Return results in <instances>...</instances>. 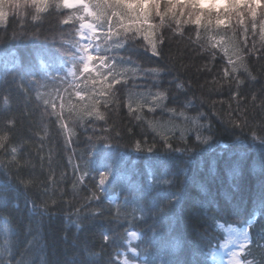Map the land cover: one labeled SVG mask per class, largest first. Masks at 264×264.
I'll return each instance as SVG.
<instances>
[{"label":"trees","instance_id":"trees-1","mask_svg":"<svg viewBox=\"0 0 264 264\" xmlns=\"http://www.w3.org/2000/svg\"><path fill=\"white\" fill-rule=\"evenodd\" d=\"M6 9L8 23L0 27V120L16 118L12 139L15 143L23 142L18 174L31 176L33 184L27 197L38 208L48 209L45 215H32L21 194V210L12 213L15 219L0 214V246L6 237L10 244L14 243L10 247L13 264H80L88 249L94 252L103 249V258L111 255L119 264L125 257L134 256L133 247L140 254L136 259L142 261L146 258V237L156 246L150 249L153 253L150 258H157V249L160 250L157 264L165 259L170 264H217V253L229 229L242 230L249 221L253 243L249 245L252 255L247 259L255 258L257 264L264 261V207L260 201L264 149L249 138V127L264 119V109L251 102L253 93L264 96V61L258 59L259 50L249 57L257 80H246L239 97L234 98L226 83L221 81L222 87L213 83L220 79L219 54L213 65L198 46L186 39L179 36L166 39L163 60L150 54L140 56L142 62L167 65L168 71L159 83L141 74L127 85L134 100L136 93L168 90L165 106L155 111L144 106L141 112L132 114L125 93L118 91V107L115 104L107 109L101 107L107 123L88 118L83 125L69 124L75 134L66 144L55 115L44 119L48 134L42 139L45 132L41 113L45 105L36 99V93H52L59 110L56 91L66 95L67 85L63 81L72 79L66 75L71 63H64L69 58L58 51L61 29L66 30L69 25L58 24L54 15L42 14L45 18L32 21L30 16L14 14L7 5ZM236 39L238 42L243 37L237 35ZM255 39L258 37L248 36L245 52ZM120 55L125 60L129 56L132 60L138 58L131 53ZM20 76L29 90L27 95L13 84ZM177 78L185 83L186 91L175 88ZM5 94L10 100L9 110L3 106ZM137 103L140 101L133 102L132 107L136 108ZM168 109L185 111L188 117L199 113L200 123L211 127V132L207 127L201 130L204 136H212L211 141L208 144L197 141L191 122ZM47 111L51 112V107ZM137 115L142 118L137 119ZM244 118L248 126L233 127L231 121L242 123ZM64 122L68 123L67 113ZM104 135L109 136L106 142L96 139ZM162 136L168 137L171 150ZM137 142L140 151L136 150ZM0 160L7 163L8 157L0 153ZM113 161V175L100 187L98 173L106 171ZM180 169L187 174V182ZM84 172L87 175L78 180ZM162 172L169 174L168 179H172L171 173H177L171 186L161 183L156 187ZM11 174L17 175L16 165L11 166ZM50 175L57 181L55 185L49 182ZM171 192L181 193L183 199L168 216L147 224L134 219L139 216L134 212L138 202L146 205ZM93 193L96 199H92ZM25 226H30V231ZM133 231L140 234L139 239L130 236ZM104 235L110 240L105 241ZM29 240L33 242L26 247Z\"/></svg>","mask_w":264,"mask_h":264},{"label":"snow or ice","instance_id":"snow-or-ice-1","mask_svg":"<svg viewBox=\"0 0 264 264\" xmlns=\"http://www.w3.org/2000/svg\"><path fill=\"white\" fill-rule=\"evenodd\" d=\"M6 5L14 10V14L21 17L30 16L32 21H40L45 18L42 14L54 15L58 24L69 25L68 29H61V41L58 49L62 57H68L64 63H71L67 69V76L71 80H64L67 85L64 88L66 95H61L56 91V96L60 100L59 110L52 99V93H40L37 91L36 99L45 105V110L41 113V124L47 137V124L43 121L46 117L55 115L57 122L65 136V143L71 142V136L75 134L74 129L69 124L79 122L83 125L88 118L104 121L107 123L106 112L101 111L109 105L119 106L118 91H123L126 95L129 112L135 114L141 112L144 106H148V111H155L158 107H164V101L168 99V90H157L155 93L149 90L147 93H136V100L133 99V92L127 88L131 80L141 74L159 83L162 75L168 71L166 64L142 62L141 54H150L151 57L164 59V45L166 39L179 36L186 39L193 45L198 46V50L205 55L210 64L215 65L217 56L221 65L218 68L220 79L213 83L220 85L221 81L226 83L232 91V96L239 97L240 89L245 81H256L249 57L260 51L259 60L264 61V0H0V27L8 23L9 10ZM190 26V27H185ZM187 33V35H186ZM231 33V35H229ZM65 35L67 38L65 39ZM237 35L243 39L237 42ZM258 37L252 41V46L245 52L248 43V36ZM84 41H87L86 43ZM121 52L137 55V60H132L131 56L127 60L120 55ZM15 55V53H12ZM63 67V64H61ZM207 70L208 65L204 66ZM264 67V65H262ZM31 83V82H30ZM14 86L28 94V89L23 83V76L19 81H13ZM117 86H120L117 88ZM175 88L179 91H186L185 83L177 78ZM234 89V90H233ZM260 103L257 105V101ZM137 103L133 108L132 103ZM254 106L264 109V96H251ZM191 102L189 101L188 104ZM3 106L10 109V100L7 94L3 96ZM52 111L48 112L47 108ZM174 115L184 116L186 121H190L196 131V140L202 144H208L212 136H204L202 129L210 125L200 123V114L196 117H188L185 111L176 112V109H168ZM65 113L67 121L65 123ZM264 115V113H262ZM141 119V115L136 116ZM233 127L248 126L246 118L242 123L231 121ZM16 126V118L9 116L6 120H0V153L8 157L7 163L0 160V214L6 213L8 217L13 212H19L20 195H24L23 203L28 212L32 215H45L47 207L38 208L34 201L29 200L26 193L32 186L31 176H20L19 159L23 142L15 143L12 139V132ZM151 126V124H150ZM155 130V129H154ZM108 130L106 129L105 132ZM168 149L172 145L168 143V137L162 136ZM249 138L251 142L264 149V119L258 124L249 127ZM97 140L106 142L108 135L97 137ZM184 130L181 133V140H184ZM95 147V144H93ZM136 150L140 151V143L137 142ZM152 151L151 148L148 149ZM175 151H181L175 149ZM190 151V150H189ZM51 156L49 162L51 163ZM17 166V175L11 174V166ZM115 161L107 165L106 171H100L99 186L103 187L113 175L112 169ZM185 182L188 181L187 174L183 169ZM87 172L82 173L78 180H82ZM168 173L162 172L156 187L162 183L171 186L175 182L177 173H171L172 179H168ZM49 182L53 185L57 181L50 175ZM75 187V185H74ZM12 194V195H10ZM93 193L92 199H96ZM183 199L181 193H166L155 198L152 202L144 205L137 203L134 212H138L142 224H147L150 220L153 223L163 217L168 216ZM260 201L264 207V181L261 183ZM55 204V200L52 201ZM30 205V207H29ZM102 214V210H101ZM77 229L81 227L76 222ZM251 221L242 230L235 228L230 230L229 242L239 245V251L232 253L230 264H257L255 258L247 259L252 255L249 245L253 243L250 239L249 228ZM26 231H30V226H25ZM16 233L13 232V239ZM133 239H139L140 234L133 231L130 233ZM35 238L33 237V240ZM103 239L109 241L110 237L104 235ZM147 248L144 249L145 259L138 261L136 256L140 255L133 247V257H125L119 264H157V258L152 257L150 249L156 247L155 242L146 237ZM32 240H29L26 247H30ZM10 244L6 237L3 246H0V264H13ZM166 254H170L167 250ZM101 252L85 250L84 259L80 264H117L113 257L109 255L106 259ZM161 264H170L168 260H162ZM260 264H264L261 261Z\"/></svg>","mask_w":264,"mask_h":264},{"label":"rangeland","instance_id":"rangeland-1","mask_svg":"<svg viewBox=\"0 0 264 264\" xmlns=\"http://www.w3.org/2000/svg\"><path fill=\"white\" fill-rule=\"evenodd\" d=\"M231 229H229L227 239L217 253L218 255L217 264H230L232 253L234 251L240 250L238 244L229 242V236H230ZM237 230H240V229H237Z\"/></svg>","mask_w":264,"mask_h":264}]
</instances>
